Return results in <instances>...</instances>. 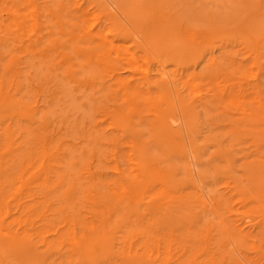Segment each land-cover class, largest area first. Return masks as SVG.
Instances as JSON below:
<instances>
[{
    "label": "bare ground",
    "instance_id": "obj_1",
    "mask_svg": "<svg viewBox=\"0 0 264 264\" xmlns=\"http://www.w3.org/2000/svg\"><path fill=\"white\" fill-rule=\"evenodd\" d=\"M263 58L264 0H0V264H264Z\"/></svg>",
    "mask_w": 264,
    "mask_h": 264
},
{
    "label": "rangeland",
    "instance_id": "obj_2",
    "mask_svg": "<svg viewBox=\"0 0 264 264\" xmlns=\"http://www.w3.org/2000/svg\"><path fill=\"white\" fill-rule=\"evenodd\" d=\"M228 51H230V52H237V51H240V49H239V47L231 46V47L228 48ZM217 54L218 53H216V55ZM244 55H245L244 52H242L241 56L239 58H237L238 62H243L241 59L244 58ZM263 61H264V58H263ZM250 64H251V62H249V61L243 62L244 67H248ZM262 72H263V74H262V76L259 77V80L258 81L264 82V65H263ZM250 73L253 74V76H255L256 73H259L258 68L257 67H252V65H251V72ZM254 82H256V79L255 80H248V81H245L244 80L240 84L243 85V88L244 89H247L248 88L247 84H249V83L251 84V83H254ZM204 169L205 170L209 169V166L206 165L204 167ZM205 191L206 192H210V193L211 192L212 193L217 192L218 194L225 193L224 190L222 189V182H220V181L216 182L214 179L210 183H208L206 185Z\"/></svg>",
    "mask_w": 264,
    "mask_h": 264
}]
</instances>
